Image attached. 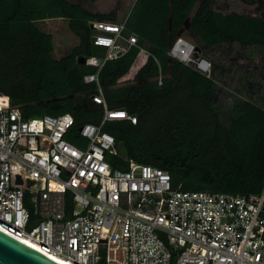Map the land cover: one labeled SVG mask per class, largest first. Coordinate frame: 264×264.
<instances>
[{
  "label": "trees",
  "instance_id": "16d2710c",
  "mask_svg": "<svg viewBox=\"0 0 264 264\" xmlns=\"http://www.w3.org/2000/svg\"><path fill=\"white\" fill-rule=\"evenodd\" d=\"M258 1L261 13L245 14L217 10L212 0H136L124 32L136 34L138 44L107 60L99 74L108 105L138 117L137 124L104 126L117 143L118 154L106 156L113 169L152 165L182 191L264 190V0ZM58 18L69 20L80 40L61 59L54 56V35L40 26ZM95 21L117 23L118 13H94L70 0H0V92L26 118L72 114L76 125L67 138L77 145L81 127L104 117L92 99L98 85L85 81L98 69L80 61L107 55L92 41ZM184 35L211 62L210 77L169 56ZM218 82L246 98L229 126L215 109ZM177 259L176 252L172 263Z\"/></svg>",
  "mask_w": 264,
  "mask_h": 264
},
{
  "label": "built area",
  "instance_id": "2783aa9c",
  "mask_svg": "<svg viewBox=\"0 0 264 264\" xmlns=\"http://www.w3.org/2000/svg\"><path fill=\"white\" fill-rule=\"evenodd\" d=\"M91 27L107 55L86 59L98 71L85 81L98 85L92 99L104 117L81 127L80 145L67 138L72 114L26 118L0 92V228L71 264H173L176 252V264H264V190H175L161 168H112L106 156L118 148L105 124H137L138 117L108 105L99 74L107 60L137 46L138 36L125 34V21ZM197 48L179 36L169 56L210 77L212 64Z\"/></svg>",
  "mask_w": 264,
  "mask_h": 264
},
{
  "label": "rangeland",
  "instance_id": "374dc122",
  "mask_svg": "<svg viewBox=\"0 0 264 264\" xmlns=\"http://www.w3.org/2000/svg\"><path fill=\"white\" fill-rule=\"evenodd\" d=\"M73 1H78V0H73ZM82 1L86 2L89 6H91L90 8L96 10L99 9L96 5H100L101 3L108 5L109 7L110 6L115 7L116 9L104 13H111L112 11H117L118 22H123L127 19L136 2V0H82ZM250 1L251 0H212L214 8L223 12L237 11L245 14L261 13L258 11L260 2L258 0H253V3L250 4ZM120 3H121V7L118 6ZM119 7L121 8V13H119L118 11L120 10ZM68 23H70L69 20H64L63 22L57 21L56 23H52L51 26L52 29L50 30H52V32H54L56 35L55 42L57 44V51L58 50L60 51L61 49V53L57 52L54 55L55 58H59L60 54L61 55L68 54L73 49V47L78 45L80 42L79 37L72 31V29L70 28V24ZM40 26L45 31L49 30V28H47L48 26H46L44 22L40 23ZM61 35L67 37L66 40L59 41ZM183 37H185L188 41H191L192 43L196 44V42L193 39H190L186 35H184ZM229 57H231V55ZM226 58L228 57L225 56L224 60H226ZM243 65H244V60L242 58L241 60H238V62H236L237 76L239 75V73H242ZM216 91H217V99L215 103V109L218 111L223 123L229 126L232 123V121L237 117L235 110L236 107L246 98L243 95L239 94L237 91L233 90L232 88L219 82L217 83Z\"/></svg>",
  "mask_w": 264,
  "mask_h": 264
},
{
  "label": "water",
  "instance_id": "95a60500",
  "mask_svg": "<svg viewBox=\"0 0 264 264\" xmlns=\"http://www.w3.org/2000/svg\"><path fill=\"white\" fill-rule=\"evenodd\" d=\"M95 38L92 39L93 43ZM200 52V49L197 48ZM82 64L86 58L81 57ZM21 182V181H20ZM0 264H59L53 259L44 256L18 239L0 231Z\"/></svg>",
  "mask_w": 264,
  "mask_h": 264
},
{
  "label": "crops",
  "instance_id": "0c3cea01",
  "mask_svg": "<svg viewBox=\"0 0 264 264\" xmlns=\"http://www.w3.org/2000/svg\"><path fill=\"white\" fill-rule=\"evenodd\" d=\"M71 2H74V3H80V4H82L86 9H88V10H90L91 12H94V13H96L97 11L98 12H102V13H104V12H110L111 10H114V9H116L115 7H109L108 5H105V4H100V5H96L99 9H92V8H90L91 6H89L86 2H84V1H82V0H78V1H73V0H70ZM95 6V5H94ZM118 6H120L121 7V3L118 5ZM119 7V8H120ZM119 11V13H121V8H120V10H118ZM117 12V11H116ZM118 13V12H117ZM64 20H66V19H62V18H58V19H49V20H46L44 23L46 24V26H48L47 28H49V30H47L46 32L47 33H51V34H53L54 35V44H55V51H54V55L58 52V53H61V49H60V51L58 50L57 51V44H56V35H55V33L54 32H52V30H50V29H52L51 28V26H52V23H56L57 21H59V22H63ZM68 24H70V23H68ZM45 31V30H44ZM66 38L67 37H64L63 35H61V38H60V40L59 41H64V40H66ZM77 46V45H76ZM74 48V47H73ZM62 52H63V50H62ZM66 55V54H65ZM65 55H61L60 54V56H59V58H57V59H61V58H63Z\"/></svg>",
  "mask_w": 264,
  "mask_h": 264
},
{
  "label": "bare ground",
  "instance_id": "6f19581e",
  "mask_svg": "<svg viewBox=\"0 0 264 264\" xmlns=\"http://www.w3.org/2000/svg\"><path fill=\"white\" fill-rule=\"evenodd\" d=\"M0 231L6 233L7 235H10L11 237H14L15 239H18L19 241H21L22 243L28 245L29 247H31L32 249L38 251L39 253L43 254L44 256L46 257H49L50 259H53L54 261H56L57 263L59 264H71L70 262L62 259V258H59L55 255H52V254H47L45 252H43L39 247H37L32 241L26 239V238H22V237H18V236H15L13 234H9L5 231H3L1 228H0Z\"/></svg>",
  "mask_w": 264,
  "mask_h": 264
}]
</instances>
